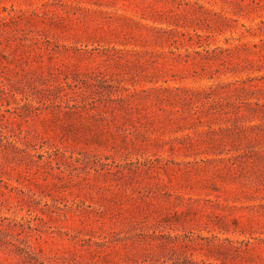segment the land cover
Returning a JSON list of instances; mask_svg holds the SVG:
<instances>
[{
	"label": "rangeland",
	"instance_id": "1",
	"mask_svg": "<svg viewBox=\"0 0 264 264\" xmlns=\"http://www.w3.org/2000/svg\"><path fill=\"white\" fill-rule=\"evenodd\" d=\"M0 264H264V0H0Z\"/></svg>",
	"mask_w": 264,
	"mask_h": 264
}]
</instances>
